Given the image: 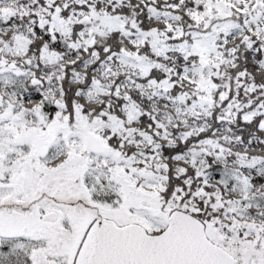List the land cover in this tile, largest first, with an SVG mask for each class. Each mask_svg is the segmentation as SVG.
<instances>
[{
    "label": "snow or ice",
    "instance_id": "obj_1",
    "mask_svg": "<svg viewBox=\"0 0 264 264\" xmlns=\"http://www.w3.org/2000/svg\"><path fill=\"white\" fill-rule=\"evenodd\" d=\"M0 264H264V0H0Z\"/></svg>",
    "mask_w": 264,
    "mask_h": 264
}]
</instances>
